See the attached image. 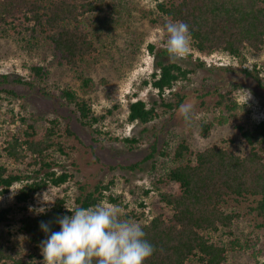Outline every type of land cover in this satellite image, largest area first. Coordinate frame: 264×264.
Returning a JSON list of instances; mask_svg holds the SVG:
<instances>
[{"label":"trees","instance_id":"obj_1","mask_svg":"<svg viewBox=\"0 0 264 264\" xmlns=\"http://www.w3.org/2000/svg\"><path fill=\"white\" fill-rule=\"evenodd\" d=\"M106 7L105 0H0V27L17 33H40L50 43L58 63L75 69L95 52L96 30L107 13ZM156 10L169 21H183L189 26L191 48L197 53H221L242 59L245 54H257L264 49V0H169L157 3ZM148 50L152 53L153 47L148 46ZM167 55L166 49L154 54V70L143 85H150L156 91L162 108L173 110L183 102L175 86L188 81L191 71L178 63L164 62ZM29 72L36 82L25 84L33 87L35 83L42 95L51 97L53 93L41 86L44 70L30 66ZM244 73L249 76L247 71ZM79 78V89L86 94L92 88V81L81 75ZM234 91L233 87L214 90L213 108L219 114L210 122H203L199 134L207 137L215 125L232 124L243 150L234 151L225 140L193 150L185 140H180L169 152H159L172 163L161 182L176 185L177 191L160 195L168 215L160 212L146 222L142 221V214L134 219L155 249L145 264H227L232 253L248 250L250 240L244 238L240 242L232 230L235 221L243 218L259 232L264 244V121L249 127L234 124L239 109ZM166 92L175 99V104L166 101ZM57 95L73 107L82 127L95 123L86 102L71 88L63 87ZM160 116L156 106L142 100L128 104L130 124L145 126ZM57 122L49 121L40 136L34 125L26 124L20 136L13 135L4 142L0 159L8 165L0 163V195L7 194L14 184L23 183L13 197L14 206L74 178L70 173L56 175L54 171L58 167L54 152H62L53 138ZM65 131L73 135L67 127ZM114 141L128 151H136L141 145V140L133 136ZM154 152L152 146L145 160L152 158ZM78 187L80 193L74 198L76 208L99 204L101 190L109 189L106 184L97 185L92 191ZM109 200L114 202L112 198ZM65 204L66 197L58 196L46 213L22 216L18 232L28 248L19 256L10 244H0V264H37L35 254L40 251L41 242L51 232L60 230L57 218L72 214ZM242 205H245L243 210ZM12 210V206L0 209V224L8 226ZM42 221L49 224L47 235L40 228Z\"/></svg>","mask_w":264,"mask_h":264},{"label":"rangeland","instance_id":"obj_2","mask_svg":"<svg viewBox=\"0 0 264 264\" xmlns=\"http://www.w3.org/2000/svg\"><path fill=\"white\" fill-rule=\"evenodd\" d=\"M167 1L105 0L107 13L101 17L96 30V50L75 69L58 63L50 43L40 33H17L0 27V153L4 142L13 135L20 136L26 124L34 125L40 136L49 121L56 120L53 138L62 152H54L58 163L54 171L56 175L66 172L74 176L59 187L38 192L20 206L13 205L18 191L13 195L10 190H19L23 183L14 184L7 194L0 195V209L13 208L8 226L0 224V244H10L23 256L28 244L18 232L19 219L37 214L34 210L40 207L48 209L52 203L45 204L44 195L46 202L64 196L65 208L75 209L74 198L80 193L78 185L92 191L95 186L106 184L109 189L101 190L99 203L116 206L122 219L136 222L135 217L142 214V221L146 222L160 212L168 215L160 195L176 192L177 186L161 182L172 163L159 152H169L180 140H185L193 150L223 140L228 141L234 151L243 150L232 124L215 125L207 137L199 134L200 125L219 114L213 108L215 89L234 88L239 108L234 124L249 127L264 121V49L237 59L221 53L200 54L191 48L187 58L178 62L191 71L189 80L175 86L183 96L182 105L192 106L193 117L188 124L180 112L181 105L173 110L162 108L156 91L150 85H143L154 70V54L166 49L164 26L169 20L157 12L156 4ZM148 46L153 47L152 53ZM163 61L170 62L168 55ZM200 63L203 66H199ZM30 66L44 70L41 86L53 93L51 97L42 95L35 83L33 87L25 84L35 81L29 72ZM80 75L92 81V88L86 94L79 89ZM63 87L71 88L86 102L91 116L96 118L90 127H82L73 107L58 98V90ZM244 92L251 94L246 104ZM165 98L176 103L167 92ZM137 99L156 106L161 116L145 126L128 123V104ZM66 127L73 135L67 134ZM132 136L141 140L136 151H128L123 144L114 141ZM152 146L155 152L152 158L145 160ZM0 163L8 165L3 158ZM232 230L240 242L244 238L250 242L248 250L232 253L227 264H264V244L251 223L246 218L239 219ZM42 261L40 249L35 254V262L42 264Z\"/></svg>","mask_w":264,"mask_h":264},{"label":"clouds","instance_id":"obj_3","mask_svg":"<svg viewBox=\"0 0 264 264\" xmlns=\"http://www.w3.org/2000/svg\"><path fill=\"white\" fill-rule=\"evenodd\" d=\"M165 44L169 61L178 63L187 58L191 49V32L183 21H169L164 26ZM245 93V92H244ZM245 104L251 98L245 93ZM180 112L186 124L193 117L191 105H181ZM13 195L18 190H10ZM45 204V195L43 196ZM71 216L57 218L59 231L50 232L49 224L41 222L47 235L41 242L42 264H145L154 253L153 245L138 222L122 219L119 209L99 203L93 207L69 210ZM33 211V209H30ZM44 214L48 209L34 210Z\"/></svg>","mask_w":264,"mask_h":264}]
</instances>
